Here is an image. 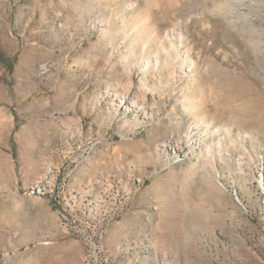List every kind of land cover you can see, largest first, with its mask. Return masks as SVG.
Wrapping results in <instances>:
<instances>
[{"label":"rangeland","instance_id":"obj_1","mask_svg":"<svg viewBox=\"0 0 264 264\" xmlns=\"http://www.w3.org/2000/svg\"><path fill=\"white\" fill-rule=\"evenodd\" d=\"M0 264H264V0H0Z\"/></svg>","mask_w":264,"mask_h":264}]
</instances>
